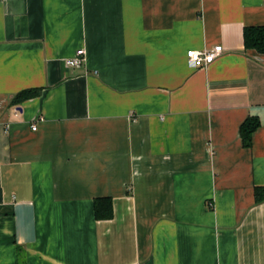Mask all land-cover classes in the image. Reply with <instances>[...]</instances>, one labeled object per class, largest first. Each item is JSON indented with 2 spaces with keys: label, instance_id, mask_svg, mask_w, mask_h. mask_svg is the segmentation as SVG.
I'll return each mask as SVG.
<instances>
[{
  "label": "crops",
  "instance_id": "0c3cea01",
  "mask_svg": "<svg viewBox=\"0 0 264 264\" xmlns=\"http://www.w3.org/2000/svg\"><path fill=\"white\" fill-rule=\"evenodd\" d=\"M253 25L264 0H0V264H264Z\"/></svg>",
  "mask_w": 264,
  "mask_h": 264
},
{
  "label": "trees",
  "instance_id": "16d2710c",
  "mask_svg": "<svg viewBox=\"0 0 264 264\" xmlns=\"http://www.w3.org/2000/svg\"><path fill=\"white\" fill-rule=\"evenodd\" d=\"M245 46L246 48L256 49L260 53H264V25L246 26L244 29ZM40 88H29L22 92L17 93L13 97V102L18 103L26 100L29 97L39 95ZM260 121L256 118L248 119L242 126V136L244 143L250 145L252 142V133L259 126ZM256 201H264V192L262 188L256 189ZM95 213L97 218H111L114 215L113 212V200L110 197L102 196L98 197L95 201Z\"/></svg>",
  "mask_w": 264,
  "mask_h": 264
},
{
  "label": "built area",
  "instance_id": "2783aa9c",
  "mask_svg": "<svg viewBox=\"0 0 264 264\" xmlns=\"http://www.w3.org/2000/svg\"><path fill=\"white\" fill-rule=\"evenodd\" d=\"M223 52V46L221 44L215 45L211 49H189L187 50L188 63L193 67L208 65ZM84 55L85 49L82 47L77 50L72 58L68 59V63L74 66H80L85 59ZM36 128L37 123H32V129Z\"/></svg>",
  "mask_w": 264,
  "mask_h": 264
}]
</instances>
